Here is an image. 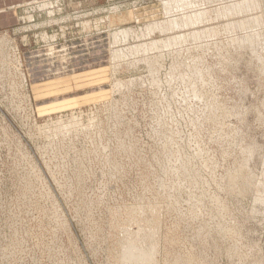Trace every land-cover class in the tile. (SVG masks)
I'll list each match as a JSON object with an SVG mask.
<instances>
[{"label":"rangeland","instance_id":"374dc122","mask_svg":"<svg viewBox=\"0 0 264 264\" xmlns=\"http://www.w3.org/2000/svg\"><path fill=\"white\" fill-rule=\"evenodd\" d=\"M43 1L0 30V264H264V0Z\"/></svg>","mask_w":264,"mask_h":264},{"label":"bare ground","instance_id":"6f19581e","mask_svg":"<svg viewBox=\"0 0 264 264\" xmlns=\"http://www.w3.org/2000/svg\"><path fill=\"white\" fill-rule=\"evenodd\" d=\"M177 1H178V0H177ZM255 1H256V0H255ZM255 1H254V2H255ZM251 2H253V1H251ZM257 2H258V1H257ZM51 3H52L51 0H45V1L41 2V3H39V6H40V5H42V6H46V5H49V4H51ZM174 3H176V2H174ZM190 3H191V2H190ZM245 3H249V1H248V2H245ZM28 4H29V3H28ZM28 4H27V5H28ZM57 4H58V3H57ZM166 4H167V6H165V11L169 13V12H171L170 9H173V6H172L171 3H166ZM176 4H178V3H176ZM176 4H175V6H176ZM250 4L252 5V3H250ZM29 5H30V4H29ZM53 5H54V4H53ZM183 5H184V4H183ZM242 5H243V3H236V4H234V5L226 6V7H224V8H221L220 10H218V11H216V12H217L218 14H221V15H228V14H231V13H233V12H235V11L237 12V11H241V10H243L244 8H242V7H246V6H242ZM259 5H260V4H259ZM178 6H179V5H178ZM181 6H182V5H181ZM181 6H179V7H181ZM186 6H187V5H186ZM191 6H192V8H193V4H192ZM252 6H253V5H252ZM179 7H178V8H179ZM194 7L196 8V6H194ZM32 8H33V7H32ZM174 8L177 9V7H174ZM192 8H191V9H192ZM176 9H174V10H176ZM184 9H185V8H184ZM216 9H218V8H216ZM216 9H215V10H216ZM255 9H256V8H255ZM178 10H180V9H178ZM185 11H186V10H185ZM194 11H195V10H194ZM202 11H203V10H202ZM244 11H245V10H244ZM198 12H199V11H198ZM200 13H203V12H199V14L196 13V14H198V16H197V15L193 12V16H192V17H195V19H194V18H193V19L196 20V21H193L192 19H189V17H191L190 14H189V15L187 14V16L185 15L190 21L192 20L191 24H190V23L188 24V23L186 22L188 19L185 21V23H187V26H191V25H193L192 23L196 24L197 22H199V20H201V18H205V16H206L205 13H203V16H201L202 14H200ZM194 14H195V16H194ZM206 14H208V13H206ZM236 14H237V13H236ZM188 16H189V17H188ZM26 17H27V16H26ZM30 17H31V16H30ZM186 17H185V18H186ZM192 17H191V18H192ZM224 17H225V16H224ZM262 17H263V16H262ZM178 18H179V17H178ZM178 18H177V19H178ZM180 18H181V17H180ZM233 18H234V17H233ZM182 19L184 20V18H182ZM182 19H180V20H182ZM254 19H255V21L252 20V22H251V21H250V22L247 21L246 23H245V22H244V23L239 22V23H241L240 25H242V24H245V25H246V24L251 25V24H253V23L256 24V20H257V19H256V18H254ZM173 20H174V19H171V24H172V25H173V23L175 22V20H174V22L172 23ZM190 21H189V22H190ZM257 21H258V20H257ZM177 22H178V21H177ZM180 22H183V21H180ZM195 22H196V23H195ZM83 23H84V22H83ZM166 23H167V22H166ZM175 23H176V22H175ZM239 23H238V22H237V24H234V23L232 24V23H231V24H229V25H227V26H228V27H230V26H239ZM159 24H160V23H159ZM167 24H168V23H167ZM163 25H164V24H163ZM178 25H179V24H178ZM182 25H183V23H182ZM185 25H186V24H185ZM185 25H184V26H185ZM154 26H156V25H154ZM154 26H153V27H154ZM159 26H160V25H159ZM159 26H158V27H159ZM164 26H165V25H164ZM223 26H224V25H223ZM246 26H247V25H246ZM149 27H150V26H149ZM162 27H163V26H162ZM165 27H166V26H165ZM167 27H168V25H167ZM170 27H171V25L169 26V28H170ZM173 27H174V26H173ZM182 27H183V26H182ZM147 28H148V27H147ZM174 28H175V27H174ZM180 28H181V25H180ZM231 28H232V27H231ZM148 29H151V30H152V28H148ZM154 29H155V27H154ZM167 29H168V28H167ZM170 29H171V28H170ZM162 30L164 31L165 29L163 28ZM195 30H196V29H195ZM199 30H200V29H199ZM123 31H124V30H123ZM160 31H161V30H160ZM197 31H198V30H197ZM119 32L121 33L122 31H118V33H119ZM124 32H125V34H126V30H125ZM124 32H122V34H123ZM146 32H147V31H146ZM161 32H162V31H161ZM190 32H191V31H190ZM190 32H189V33H190ZM127 34H128V33H127ZM171 34H172V33H171ZM173 34H174V33H173ZM181 35H182V34H181ZM184 35H185V34H184ZM189 35H190L191 38L196 39V37H198L200 34L198 35V32L193 31V32H191V34H189ZM189 35H188V36H189ZM114 36H117V35H113V39H114ZM122 36L125 37L124 35H122ZM126 36H127V35H126ZM254 36H256V35H251L250 37L244 38V39L239 40V41H240L241 43H243V44H245V43H248V44L251 43V44H253V43H252V38H253ZM167 37H168V36H167ZM173 38H174V37H173ZM176 38L179 39L177 36H176ZM167 39H168V41L170 40V38H167ZM187 39H188V37H187ZM197 39H198V38H197ZM114 40H115V39H114ZM175 40H176V39H175ZM175 40H174V41H175ZM115 41H116V40H115ZM170 41L172 42V38H171ZM181 41H182V40H181ZM194 41H195V40H194ZM196 41H197V40H196ZM165 42H166V41H165ZM171 42H169V43L171 44ZM175 42H176V41H175ZM152 43H153V42H152ZM178 43H179V42H178ZM166 44H168V43L166 42ZM142 46L144 47V44H143ZM145 47L148 48V46H146V45H145ZM145 47H144V48H145ZM160 47H161V46H160ZM144 48H143V49H144ZM149 48H150V47H149ZM138 49H139V48H138ZM118 56H119V55H118ZM118 56H117V57H118ZM262 58H263V57H262ZM150 59H151V58H150ZM145 60H146V59H145ZM150 63H151V62H150ZM194 72H195V71H193V73H194ZM251 154H252V153H251ZM240 167H241V166H240ZM240 169H241V168H240ZM234 174H235V173H234ZM237 175H239V173H237ZM237 175H236V176H237ZM231 176H232V175H230V177H231ZM234 176H235V175H234ZM236 176H235V177H236ZM230 177H228L229 180L231 179ZM238 178H239V176H238ZM234 179H235V178H234ZM234 179H231V180H234ZM244 179H245V178H244ZM231 180H230V181H231ZM235 180H236V179H235ZM238 181H239V180H238ZM244 181H245V180H244ZM244 181H243V182H244ZM232 182H234V181H231L230 183H232ZM233 184H234V183H233ZM231 186H232V185H231ZM262 190H263V189H262ZM257 191H258V190H257ZM259 196H260V194H259ZM262 197H264V196H262ZM257 199H258V198H257ZM260 200H261V198H260ZM261 201H262V200H261ZM135 211H136V210H135ZM138 212H139V211H138ZM141 213H142V212H141ZM148 222H149V221H148ZM146 231H147V230H146ZM137 232H138V231H137ZM142 232H144V231H142ZM129 233H130V232H129ZM131 233H132V232H131ZM149 233H150V232H149ZM127 234H128V232H127ZM136 235H137V234H136ZM145 235H146V234H145ZM131 236H132V235H131ZM145 238H146V237H145ZM149 238H150V236H149ZM135 239H136V237H135ZM146 239H147V238H146ZM150 239H151V238H150ZM133 241H134V240H133ZM128 242H129V241H128ZM130 242H131V241H130ZM132 243H133V242H132ZM132 243H129V245L131 244V246H132ZM133 245H134V243H133ZM155 245H156V244H155ZM123 246H124V245H123ZM131 246H130V247H131ZM136 246H137V245H134V246H133L134 248L131 247V248L133 249V251H135V247H136ZM139 246H140V245H139ZM139 246H138V247H139ZM126 247H127V246H126ZM126 247H125V248H126ZM138 247L136 248V250H138V252H140V251L143 250L142 247L140 248V249H142V250H140ZM150 247H152V249H154L153 246H150ZM131 248H130V249H131ZM121 249H122L121 251H123V248H121ZM128 249H129V247L126 248L125 250L128 251ZM130 249H129L128 252H130ZM132 249H131V251H132ZM147 249H148V248H147ZM148 250H149V249H148ZM154 250H155V249H154ZM154 250H152L153 253H154ZM149 251H150V250H149ZM155 251H156V250H155ZM128 252H127V254H128ZM136 252H137V251H136ZM142 252H143V251H142ZM144 252H145V253L147 252L146 249L144 250ZM144 252H143V253L140 252V253L143 254L144 257H147V256H145ZM152 252H151V253H152ZM156 252H157V251H156ZM125 253H126V252H125ZM125 253H123V254H125ZM119 254H120V253H119ZM123 254H122V255H123ZM127 254H126V255H127ZM134 254L136 255L135 257L139 256V253H137L138 255H137L136 253H134ZM148 254H149V252H148ZM128 255H129V254H128ZM130 255H132V256L134 257L133 252H131ZM130 255H129L128 257H130ZM146 255H147V253H146ZM132 256H131V257H132ZM143 256H142V259H143ZM151 256H152V254H151ZM120 257L122 258V256H120ZM125 257H126V256H125ZM135 257L133 258V261H134V259H138V258H139V257H138V258H135ZM140 257H141V256H140ZM148 257H150V256H148ZM126 258H127V257H126ZM151 258H152V257H150V259H151ZM127 259L129 260V258H127ZM131 259H132V258H131ZM131 259H130V260H131ZM120 260H121V259H120ZM122 260H125V259L123 258ZM147 260H148V259H147ZM147 260L145 259V261H147ZM153 260H154V259H153ZM135 261H136V260H135ZM139 261H142L141 258H140ZM143 261H144V260H143ZM174 261H175V260H174ZM177 261H178V260H177ZM137 262H138V261H137ZM147 262H148V261H147ZM147 262H142V263H147ZM149 262H150V261H149ZM149 262H148V263H149ZM130 263H131V262H130ZM138 263L141 264V262H138ZM181 264H182V263H181ZM258 264H260V263H258Z\"/></svg>","mask_w":264,"mask_h":264},{"label":"crops","instance_id":"0c3cea01","mask_svg":"<svg viewBox=\"0 0 264 264\" xmlns=\"http://www.w3.org/2000/svg\"><path fill=\"white\" fill-rule=\"evenodd\" d=\"M32 0H0V30L10 29L18 24V6Z\"/></svg>","mask_w":264,"mask_h":264}]
</instances>
